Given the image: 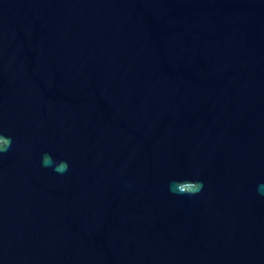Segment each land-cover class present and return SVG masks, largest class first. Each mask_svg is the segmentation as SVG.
<instances>
[{"label": "water", "instance_id": "obj_1", "mask_svg": "<svg viewBox=\"0 0 264 264\" xmlns=\"http://www.w3.org/2000/svg\"><path fill=\"white\" fill-rule=\"evenodd\" d=\"M0 135V264H264V0H0Z\"/></svg>", "mask_w": 264, "mask_h": 264}, {"label": "clouds", "instance_id": "obj_2", "mask_svg": "<svg viewBox=\"0 0 264 264\" xmlns=\"http://www.w3.org/2000/svg\"><path fill=\"white\" fill-rule=\"evenodd\" d=\"M12 147V137L0 135V155L8 152ZM41 165L43 167H51L53 171L64 174L68 171L69 163L67 160H56L50 153H44L41 157ZM203 189V181L200 179L196 180H185L183 182V190L181 185L171 181L169 183V190L175 194H188L196 195ZM262 195H264V183L258 185L257 189Z\"/></svg>", "mask_w": 264, "mask_h": 264}]
</instances>
